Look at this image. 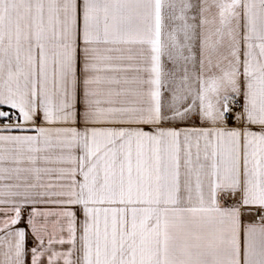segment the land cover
I'll return each instance as SVG.
<instances>
[{"label":"snow or ice","instance_id":"snow-or-ice-1","mask_svg":"<svg viewBox=\"0 0 264 264\" xmlns=\"http://www.w3.org/2000/svg\"><path fill=\"white\" fill-rule=\"evenodd\" d=\"M0 264H264V0H0Z\"/></svg>","mask_w":264,"mask_h":264}]
</instances>
